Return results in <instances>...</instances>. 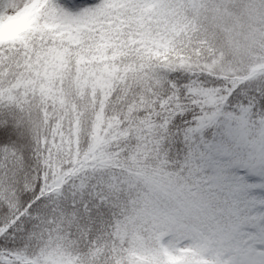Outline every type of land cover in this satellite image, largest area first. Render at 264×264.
I'll use <instances>...</instances> for the list:
<instances>
[{
    "label": "snow or ice",
    "instance_id": "snow-or-ice-1",
    "mask_svg": "<svg viewBox=\"0 0 264 264\" xmlns=\"http://www.w3.org/2000/svg\"><path fill=\"white\" fill-rule=\"evenodd\" d=\"M0 264H264V0H0Z\"/></svg>",
    "mask_w": 264,
    "mask_h": 264
}]
</instances>
